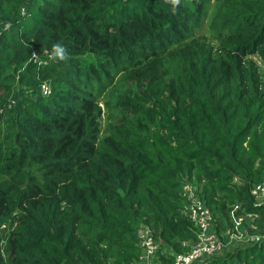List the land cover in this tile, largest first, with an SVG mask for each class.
<instances>
[{
    "label": "trees",
    "instance_id": "1",
    "mask_svg": "<svg viewBox=\"0 0 264 264\" xmlns=\"http://www.w3.org/2000/svg\"><path fill=\"white\" fill-rule=\"evenodd\" d=\"M218 1L214 48L193 36L208 0H180L175 12L171 0H143L105 22L114 0H0V162L12 173L0 181V229L8 231L0 264H135L143 224L168 264L164 246L185 253L198 240L183 213L186 182L217 233L235 203L262 216L248 232L264 233V210L251 207L249 192L264 182V78L250 58L264 63V0ZM58 41L67 62L48 59ZM86 56L97 63L81 64ZM168 73L176 107L168 132L124 119L99 138L104 84L120 75L150 87ZM43 83L50 94H41ZM233 247L204 264H264V244Z\"/></svg>",
    "mask_w": 264,
    "mask_h": 264
},
{
    "label": "rangeland",
    "instance_id": "2",
    "mask_svg": "<svg viewBox=\"0 0 264 264\" xmlns=\"http://www.w3.org/2000/svg\"><path fill=\"white\" fill-rule=\"evenodd\" d=\"M143 0H114L111 4L106 6L105 12L102 16L103 21H107L114 16H118L123 8L129 10L140 9ZM220 5L218 0H208L205 6V15L201 25L193 31V36L199 41H205L211 44L214 48L218 47V41L214 39V32L211 29L213 17L217 12ZM24 13V8L20 9ZM253 62L258 65L262 78H264V63L256 56L250 57ZM39 63L45 65L47 61L43 57L37 60ZM97 63L95 56H86L82 58L80 63L86 62ZM166 66H168L166 64ZM171 74H166L159 82L151 85L150 87H136L128 82L123 81L120 75L115 76L114 80L110 83L104 84L103 92L96 95L97 102L99 103L102 113L99 118V138L103 139L109 134V127L116 122L124 119L138 121L142 119L143 122L148 121L150 129L155 132H168L171 126L172 119L175 118L176 107L173 100L168 95V88L171 82ZM29 95L32 99H37L40 92L36 90L35 93L30 92ZM21 96L20 91H12L10 97L6 100L7 111L14 113ZM5 120V119H4ZM3 123V121L0 120ZM5 127V122H4ZM37 166L30 165L26 170L28 173H35L40 176L36 171ZM12 173L10 163L4 161L0 162V181L9 180ZM6 231V232H5ZM8 235L6 229H0V238L3 241ZM0 241V245L3 243ZM229 245V249H232Z\"/></svg>",
    "mask_w": 264,
    "mask_h": 264
},
{
    "label": "built area",
    "instance_id": "3",
    "mask_svg": "<svg viewBox=\"0 0 264 264\" xmlns=\"http://www.w3.org/2000/svg\"><path fill=\"white\" fill-rule=\"evenodd\" d=\"M51 88L47 83L40 86L42 95L50 94ZM185 194L183 213L188 216L194 226L198 228V240L194 242L185 253H175L172 249L161 254L164 259L170 256L173 261L168 264H204L206 258L212 255H220L228 250L229 245L250 247L253 244H264V233H249L253 219H261L256 212H246L245 205L235 203L228 211V224L219 233L216 232V219L212 211L207 207L198 193V189L186 182L183 184ZM253 198L252 208L264 210V182L250 188ZM136 245L139 255L135 264H162L158 256L160 245L153 237L152 229L147 225H141L136 234ZM183 246L188 243H183ZM167 252V253H166Z\"/></svg>",
    "mask_w": 264,
    "mask_h": 264
},
{
    "label": "clouds",
    "instance_id": "4",
    "mask_svg": "<svg viewBox=\"0 0 264 264\" xmlns=\"http://www.w3.org/2000/svg\"><path fill=\"white\" fill-rule=\"evenodd\" d=\"M171 3L176 6L173 8V11H176V8L179 6L180 0H171ZM32 57L36 60L39 59L38 55L35 52H32ZM48 59L52 62H67L69 59L67 48L62 42H56L52 45L51 52L48 56Z\"/></svg>",
    "mask_w": 264,
    "mask_h": 264
}]
</instances>
